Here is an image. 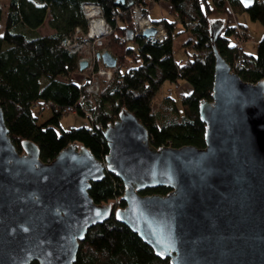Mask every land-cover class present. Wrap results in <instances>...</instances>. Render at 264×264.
Returning <instances> with one entry per match:
<instances>
[{"label":"water","instance_id":"water-1","mask_svg":"<svg viewBox=\"0 0 264 264\" xmlns=\"http://www.w3.org/2000/svg\"><path fill=\"white\" fill-rule=\"evenodd\" d=\"M222 22L209 25L215 61L211 98L199 103L201 147L154 146L124 107L103 129V162L75 142L47 162L31 140L17 149L0 105V264H74L88 228L112 212L169 264H264V78L241 79L221 56L214 40ZM100 55L116 65L108 50ZM105 171L124 186V206L114 210L88 193ZM160 185L167 193H141Z\"/></svg>","mask_w":264,"mask_h":264},{"label":"trees","instance_id":"trees-1","mask_svg":"<svg viewBox=\"0 0 264 264\" xmlns=\"http://www.w3.org/2000/svg\"><path fill=\"white\" fill-rule=\"evenodd\" d=\"M86 1L101 5L103 17L112 26L103 43L116 58L111 80L101 86L99 100L91 105L92 121L77 106L80 93L85 94V88L73 77L82 72L77 57L60 45L61 38L74 27H87L81 12ZM129 1L7 0L4 4V22L0 26V105L8 135L19 151L21 141L31 140L39 146L40 157L49 162L61 148L75 142L85 145L101 160L108 152L103 129L124 107L148 129L154 146L201 147L206 125L199 115V103L210 100L214 75L211 19L223 20L214 44L231 69L247 81L264 78V33L255 50H247L243 43L244 48L239 51L236 35L241 33L243 42L248 39L247 26L243 21L234 26L230 20L231 13H246L264 24V0H253L249 5L240 0H166L172 19H152L168 32L162 40L135 34L130 8L142 0H132L130 5ZM2 11L0 4V19ZM47 14L53 32L43 35L37 28ZM177 25L178 32H189L182 44L188 47L186 62L174 57L172 35ZM128 29L132 31L130 40ZM166 81L178 88L177 98L169 88L163 96L159 95ZM183 82L190 84L188 90L176 87ZM69 105L75 106L86 121L80 126L59 128V117ZM45 108H49V113L42 119ZM90 185L88 193L95 203L109 202L113 210L124 206V186L113 173L105 171L102 179ZM168 190L160 185L141 193ZM77 251L74 264H169V257H158L130 227L117 221L113 212L107 220L88 228Z\"/></svg>","mask_w":264,"mask_h":264},{"label":"built area","instance_id":"built-area-1","mask_svg":"<svg viewBox=\"0 0 264 264\" xmlns=\"http://www.w3.org/2000/svg\"><path fill=\"white\" fill-rule=\"evenodd\" d=\"M153 0H142L139 5L137 3L131 6V20H133V31L135 34L142 35V32L147 27H154L155 32L148 37L151 39L162 40L168 37V32L161 23H157L150 19L143 7H147ZM81 12L87 22V27L82 29L80 26L63 36L60 40L66 50L77 57V66L79 62L84 60L86 67H84L78 75L73 77L77 79L78 84L85 88V94L80 93L77 101V106L85 114L86 118L92 121L94 114L91 105L94 101L99 100V93L101 86L112 78V66L106 65L101 58L100 53L107 50L103 43V38L109 34L112 26L103 17L101 5L97 2L86 1L81 5ZM231 23L236 26L243 21L239 15L231 13ZM238 42V50H242L243 37L241 33L236 35ZM99 54V55H98ZM239 58V57H238ZM65 114L77 112L75 106L69 105L63 109ZM104 161V158L101 159ZM124 191V189H123ZM117 199L114 200L116 202Z\"/></svg>","mask_w":264,"mask_h":264},{"label":"rangeland","instance_id":"rangeland-1","mask_svg":"<svg viewBox=\"0 0 264 264\" xmlns=\"http://www.w3.org/2000/svg\"><path fill=\"white\" fill-rule=\"evenodd\" d=\"M7 3V0H0V4L3 5V11H2V15L6 10V6L4 4ZM239 17L241 19H243V22L245 23V25L247 26V33L249 38L246 39L244 41V47H246L247 50L251 51V50H255V44L257 43V41H259L264 33V24L258 20H254L251 17H249V15H247L246 13H239L238 14ZM244 16V18H243ZM50 15L47 14L43 24L41 25V27H39V32H49L51 31V27L48 24V19H49ZM4 22V15L2 16V18L0 19V26H2V23ZM53 31V30H52ZM177 49V46L175 47ZM165 88L169 87V89L171 90V93L175 95V97L177 98L178 94H176L178 92V89L176 90V88H174V84L166 81L165 82ZM179 85H177L176 87H178ZM164 87V86H163ZM181 90H184L183 87H180ZM49 111L44 112L41 115V118L43 119L44 117H46V115H48ZM85 118L78 115L77 112L75 113H68V114H63L59 117V128L63 127V128H68L70 126H80L81 124H83L86 120H84ZM57 127V129L59 130V128Z\"/></svg>","mask_w":264,"mask_h":264},{"label":"crops","instance_id":"crops-1","mask_svg":"<svg viewBox=\"0 0 264 264\" xmlns=\"http://www.w3.org/2000/svg\"><path fill=\"white\" fill-rule=\"evenodd\" d=\"M169 7L170 6H169V4H168V2L166 0L153 1L145 8V12H146L147 16L150 19H160V18H163V17L172 19V15H171V11H170L171 8H169ZM243 18H244V16H243ZM179 28H180L179 25H177L174 28V32H173V35H172L174 57L178 61L186 62L187 61V56H188V47H184L182 44L186 41L187 37L189 36V32H187V31L178 32ZM37 30L39 31V27L37 28ZM52 30L49 31V32H44V33L39 32V33H41L43 35L44 34H49V33L53 32ZM176 46H177V49L175 48ZM165 85L166 84L164 83V87H162V90H160V92H159L160 96H163L162 95L163 92H165L166 89L169 88V87L165 88L166 87ZM180 87H183L184 90H188V88H190V84L186 83V82H183V83H181L179 85V89H180ZM48 110H49V108H45L41 114H43L44 112H46Z\"/></svg>","mask_w":264,"mask_h":264}]
</instances>
